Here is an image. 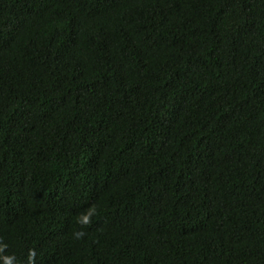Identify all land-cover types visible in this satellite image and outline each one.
<instances>
[{
	"label": "trees",
	"instance_id": "obj_1",
	"mask_svg": "<svg viewBox=\"0 0 264 264\" xmlns=\"http://www.w3.org/2000/svg\"><path fill=\"white\" fill-rule=\"evenodd\" d=\"M264 264V0H0V264Z\"/></svg>",
	"mask_w": 264,
	"mask_h": 264
},
{
	"label": "clouds",
	"instance_id": "obj_2",
	"mask_svg": "<svg viewBox=\"0 0 264 264\" xmlns=\"http://www.w3.org/2000/svg\"><path fill=\"white\" fill-rule=\"evenodd\" d=\"M8 264H11V261L10 260L8 261Z\"/></svg>",
	"mask_w": 264,
	"mask_h": 264
}]
</instances>
